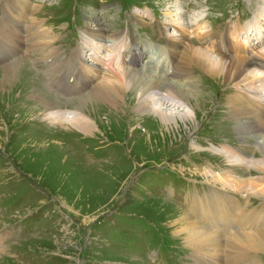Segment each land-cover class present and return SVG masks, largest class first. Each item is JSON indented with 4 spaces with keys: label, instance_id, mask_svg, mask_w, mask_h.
<instances>
[{
    "label": "rangeland",
    "instance_id": "1",
    "mask_svg": "<svg viewBox=\"0 0 264 264\" xmlns=\"http://www.w3.org/2000/svg\"><path fill=\"white\" fill-rule=\"evenodd\" d=\"M4 1L0 0V29L1 20L11 13ZM34 1L37 7L32 16L57 35L55 46L67 61L58 65L60 70L51 68L55 75L60 71L65 77L75 69L72 54L81 55L78 48H82V31L91 22L105 34L103 39L106 35H117L109 39L119 40L116 48L109 56L104 54L105 49L101 54L114 58L113 68L117 72L120 71L115 67V49L131 56L134 48L149 42L165 52L172 32L165 17L170 21L171 17L177 19L174 14L178 5L187 11L182 15L187 22L177 19L172 24L178 31L183 30L184 34L180 33L193 42L194 48H200L202 40L209 39L210 46H203V51L214 58H223L219 52L224 51L222 41L227 33L231 35L229 45L241 44L251 52L256 68L264 64L259 61L264 50V0H135L130 5L122 0ZM135 10L139 13H133ZM5 28L9 30L10 26ZM9 36L15 33L0 36V42ZM257 39L263 42L261 48L254 43ZM241 47L237 48L242 53ZM141 49L146 52L143 46ZM85 54L88 58L91 52ZM234 54L233 50L230 58ZM55 56L46 60L38 52H27L16 57V62L5 65L0 58V69L18 63L15 70L21 75L15 86L17 93L11 91L0 96V264H194L198 257L194 249L182 237L175 236L170 223L176 216L181 222L185 217L197 216L194 211L192 216L187 215L194 195L202 198L210 195L211 190L217 194L222 189L228 190L223 184L211 182L203 174V171L209 174L204 168L216 172L229 168L227 159L219 153L222 148L224 152L231 151L229 155L235 152L244 156L255 154L256 159L264 157L254 146V138L247 135L249 131L257 140L258 134L240 125L242 117L233 112L229 103L237 92L234 83L240 78L224 84L205 73L197 63L177 58L174 74L170 77L167 74V81L181 85L187 79V90L202 97V108L188 124L190 132L179 124L177 130L165 134L156 116L134 113L137 100L133 90V95L126 94L132 97L121 101L117 111L94 100L78 104L87 92H70L51 80L45 61L56 63ZM130 56L126 62L122 58L119 65L131 66ZM151 67L143 69L140 85L153 84L161 75L158 70L164 71L160 66ZM37 95L61 109L78 106L96 121L97 129L89 136L68 126L50 125L40 116L45 108L37 101ZM33 106L38 110L32 112ZM261 167L264 163L251 171L245 166H235L232 170L235 177L211 172L209 175L225 182L252 179L263 173ZM255 183L264 180L252 184ZM235 195L243 205L250 199L247 211L262 210L263 198L248 192V196ZM78 197H82V204ZM89 216L84 223V217ZM240 236L228 239L226 249L252 251L235 246ZM212 247L222 249L219 243ZM247 259L264 264V250L248 253Z\"/></svg>",
    "mask_w": 264,
    "mask_h": 264
},
{
    "label": "bare ground",
    "instance_id": "2",
    "mask_svg": "<svg viewBox=\"0 0 264 264\" xmlns=\"http://www.w3.org/2000/svg\"><path fill=\"white\" fill-rule=\"evenodd\" d=\"M4 5L7 7V12L10 11L11 13H8L7 16L5 15L7 17L6 20H1L3 28L0 29V36L3 37L8 33H15V36H9L5 42H0V58L3 59L4 65L9 62H16V57L31 52V50L34 49L41 55V59L44 58L48 60V58H51L55 54L56 56L54 58L57 59L56 63H47L51 80L65 87L67 91L87 92L88 94L84 99L78 100V104L81 106L85 105L86 101L94 100L106 103L108 104V106H106L109 107L110 110L117 111L120 108L121 101L124 102L125 98L132 97L129 95V97H126V94L133 95V91H135L136 94L134 97L137 102L136 107L133 108L134 113H150L156 116L157 123L164 129L165 134L167 132L171 134L174 130H177L179 124L185 126L187 132L189 131L188 128L191 126L188 124L195 120L197 111L202 108V97L198 96L197 93L190 89L187 90L185 81L187 79L184 80V83L181 82V85H179L180 83L177 85L176 83H169L165 72L159 76L157 75L158 77L153 84L140 85V75L143 73L142 71L145 70H139L142 69L140 68L141 64H136L139 57L142 55V50L137 49H133L131 51V56L129 55L130 59L128 60V64L131 66L119 65V61L122 58H126L124 61L126 62L129 56L119 53V49H115L116 69L121 72L122 69L129 67L125 72H117L113 68L114 58H104L107 54V56H109L113 47L118 44L119 40H109L117 35H106V39H103L105 34L101 32L97 24L92 22L82 31V41L80 42L82 48H78V51H82L81 55L77 53L72 54L75 60V69L65 77L60 74V71L55 75L52 69L60 70L58 65L61 63L67 64V61L64 55L60 53L59 48L55 46L57 35L53 34L52 29H45L43 24L32 16L34 15V8L37 7L35 1L5 0ZM176 9L178 11H175L174 16L177 17L178 12H182V10L180 8ZM92 17L98 19L96 15H92ZM135 19L138 20L137 17H135ZM175 20L171 17V21L169 22L174 24ZM138 21L141 22L140 20ZM173 24L171 26H173ZM7 25L10 26L9 30L5 28ZM15 26L18 27L19 30ZM173 29L176 28L174 27ZM180 32L182 31H179V37L170 36L167 42L166 53L168 56V63L172 66L174 65L175 69L177 58L188 59L190 62L197 63L205 73L217 79V81L220 80V82L224 84L240 78L239 81L234 83L237 92L229 98V103L233 106V112H235L238 117H242L241 122L243 123L241 125L243 127H248L249 130L255 131V133L258 134L257 140L255 138L256 136H253L254 134L250 135L254 138V146H257L259 153L264 156V74H261L260 71H257L258 73H252L253 71L250 67L254 58L251 57L250 54L240 53L237 49L234 50L235 54L233 58L228 56L214 58L209 56L208 53L202 49L203 46H209L208 39L202 40L203 45L197 49L193 47V42L187 40L182 34L183 32ZM21 33H25L27 38H33L27 40ZM188 41L191 43H188ZM146 46L145 48H148V45ZM157 48L150 46V55L157 64H160V69L165 71L166 61L160 58L159 48ZM103 49L107 50V52L105 51L106 53H104L105 55H101L102 52H104ZM86 51L91 52L88 58L87 54H85ZM262 52H264V50ZM260 55L264 60V54ZM17 64L18 63H13L0 69V96L6 95V93L11 91L13 94L17 93L15 86L21 79V75H17V71L15 70ZM189 66H187V68ZM259 68L261 71H264V65H261L257 69ZM153 75L155 74H152L151 77ZM189 80L193 81L192 78H189ZM12 84H14V86ZM8 86H10V90H8ZM37 99L39 104L45 108L40 116L50 125L64 128L68 126V128H72L79 133L88 134L89 136L91 135L90 133H93V131L97 129L96 121L91 115L80 111L78 106L73 109H61L52 101L49 103L43 100L39 95H37ZM33 107H30L32 112L33 110H38L37 107ZM180 108L184 110H180ZM86 110L87 109H85V111ZM230 152L231 151L224 152L223 148L219 151L230 164L243 165L247 168L257 169V165L264 163V157L255 160V158L249 156L243 157L242 155L238 156L240 157L239 161H235L229 158ZM204 170L209 174L211 172L220 175H233L231 171L216 172L207 168H204ZM259 170L264 173V167L259 168ZM263 173L261 175H255L252 179L239 178L225 182L203 171V174L205 176L208 175L211 182L225 185L228 190H231L234 194L239 193L242 197L244 194L248 196V192L264 200V183L252 184L255 180H264ZM57 180L60 181L59 178ZM238 189L240 192H237ZM241 192L244 194H240ZM194 198L196 199L194 200ZM77 201L82 204V197H78ZM63 203L65 204V202ZM261 206L262 210L260 211L257 209L247 211L245 207L241 206V201L233 195L219 196L215 192H212L210 195L206 194V196L202 198L194 195L191 201H189V214L187 215L192 216V212L194 211L197 216H194V219L185 217L183 218V222H181L179 216H176L172 219L170 226L174 229L176 237H182L185 244L190 245L191 248L194 249L195 256H198L194 264H256L255 262H250L247 258L248 253L255 252L256 250H264V234H259L264 232V203H262ZM68 209L71 210L70 207ZM165 211H167V209ZM89 219L90 216L87 218L84 217L83 222L86 223ZM237 235L241 236L238 237L235 246L247 248L252 251L226 249L228 239H234ZM218 243L222 249L212 247Z\"/></svg>",
    "mask_w": 264,
    "mask_h": 264
}]
</instances>
